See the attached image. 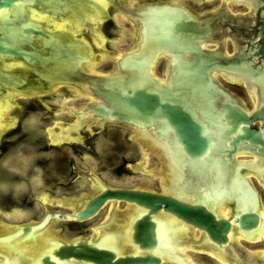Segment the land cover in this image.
Returning <instances> with one entry per match:
<instances>
[{
	"label": "flooded vegetation",
	"instance_id": "obj_1",
	"mask_svg": "<svg viewBox=\"0 0 264 264\" xmlns=\"http://www.w3.org/2000/svg\"><path fill=\"white\" fill-rule=\"evenodd\" d=\"M104 1L94 0L101 11L94 10L92 14L97 15L98 22L103 21V24L100 22V26L106 25L112 31L104 32L103 35L99 32L92 34L95 43L91 48L86 46V55L91 56L90 49H92L98 52L95 56H104L106 59V52H114L113 39L116 34L113 29L117 27L116 16H109L107 10L108 7L112 8V12H118L135 32L134 47L127 51L137 50L142 42L140 32L142 28L146 32L145 39L148 44H151L153 40L151 38L162 39V43L157 46L154 42V47L150 50V53L156 54L155 63L149 72L151 75L147 77L148 90L154 94L157 90L159 95L161 92L160 101L166 104L170 111L182 112L174 115L168 111L161 118L168 126L166 133H169L165 147L157 144L156 137L159 132L156 127H153L148 135L141 130L133 133L132 138L139 143L138 145L141 143L154 150L153 157L162 160L160 168L151 174L143 173L144 168L139 167V164H134L130 168L135 172L152 176V188L138 185L110 186L93 179L94 187L97 189L93 196L68 203L73 204L72 213H74L84 200L97 196L103 188H123L152 192L157 197H165L172 205L177 203L185 206L188 212H185L186 217L183 218L184 215L169 208L167 203L158 204L159 198L155 200L156 203L152 201L151 204L143 200L107 199L94 216L81 221L51 219L49 216L56 212L71 214L56 210L46 211L35 222H0V225L2 224L0 264H5L7 261L13 263L14 260L16 264H44L43 260L47 257L53 264H97L83 260L75 261L74 258L69 261L54 254L61 247L56 248L57 243L87 238H90L95 246L104 244V248L109 252L117 253L118 258L121 255L125 257L121 262L115 260L107 264H264V249L248 248V245H264V228L261 227V225L264 227L262 210L264 209L262 206L264 159L247 153L238 155V143H236L237 130L254 127L264 133V58L257 52V44L261 36L256 15L257 9L264 1L144 0L132 5H124L121 0H106L107 3ZM121 7H126L128 13L125 14ZM141 11L144 13H140ZM258 15L263 18L264 8ZM41 19L43 20V17ZM49 23L56 24V21L49 20ZM61 25L59 28H65L66 23L63 22ZM152 28L156 30L154 33ZM109 38H112L111 41ZM158 48L162 50L156 51L155 49ZM124 52L126 51L112 57L116 65L114 70L95 72L101 74L117 72L116 58ZM180 54L186 57L198 54L199 56H194L196 58H200L203 54L206 62L195 66L177 64L176 56ZM82 92L90 99L85 105L89 103L96 105L98 102L96 99L90 97L84 90ZM82 106L70 110L75 119L69 124L80 125V128L84 124L112 126L116 129L129 128L123 124L101 121L93 111L84 110L76 113ZM185 108L195 113L196 121L202 127L195 132L205 131L200 138L202 140L206 136L209 142L206 151L199 159L193 158L184 147L177 149L182 155L180 162L176 163L175 150L171 145L172 133L175 132L170 120L174 115L176 119L187 121L186 113H191L185 112ZM236 109L248 120L240 123L239 126L236 122ZM253 114H257L258 117L252 119ZM73 126L71 128H74ZM76 129L70 130L76 131ZM70 130L61 131L57 135L51 131L52 139H49V145L53 147L58 145L56 143L59 140L70 135ZM185 132L193 131L187 129ZM118 135L122 133L118 132L115 136ZM2 142L0 155L10 150L11 144L10 141ZM207 156L218 157V165L208 163ZM239 159L245 164L241 169L238 164ZM240 172L247 175L248 183L258 194L259 206H261L258 212L252 204L250 194L240 182ZM11 204L9 197L5 201H0V205L4 208H9ZM47 205L50 206L51 203ZM104 210L106 211L102 215ZM196 210L202 211L204 217L202 227L195 225L190 218L191 213ZM248 211L258 213L259 219L255 226L244 229L240 227L239 220L242 213ZM99 214L102 215V219L94 226L95 236L83 237L78 234L73 238H64L49 232V227L57 221L76 227L96 218ZM47 218L49 220L44 226L30 230L32 234L37 233L33 238L23 239L27 231L15 227L16 224L43 222ZM223 220L228 222V229L220 232L221 236L214 234L208 228V226L221 228ZM2 227L4 229H1ZM10 235L15 236L12 239ZM9 244L12 250L8 249ZM30 244L34 245V249H31Z\"/></svg>",
	"mask_w": 264,
	"mask_h": 264
},
{
	"label": "rangeland",
	"instance_id": "obj_2",
	"mask_svg": "<svg viewBox=\"0 0 264 264\" xmlns=\"http://www.w3.org/2000/svg\"><path fill=\"white\" fill-rule=\"evenodd\" d=\"M143 1L144 0H121L124 5H132L136 2ZM104 2H106V0ZM93 6L95 11H101V9H97L94 1ZM107 10L109 16H116L115 22L117 27L113 29L116 34L115 39H113L114 49L112 50H114V52H106L105 59L104 56H95V54L98 53L97 50L93 51L90 49L92 55L89 56V59L86 58L84 60L85 63L82 65L83 69L86 71H112L116 68L112 57L116 56L119 52L131 50L134 47L135 32L133 28L128 25L126 20H124L118 12H112V8L110 7H108ZM86 12L87 25L82 21L74 20L73 23L67 27L73 35L76 34L74 38L85 41L86 46L91 48L95 43L92 34H98L99 32V34L101 33L103 35L105 34L104 32L112 31V29L110 30L106 25L100 26L99 24L101 21L98 22L95 14L89 13L88 11H84L83 13L86 14ZM140 13L143 14L144 12L141 11ZM61 24L62 23L56 22V28L61 27ZM52 28H55L53 24H51V29ZM152 30L153 33L156 31L154 28H152ZM140 32L142 34V42L139 50L133 57H127L122 60V66L126 68L127 71L126 75L123 78L121 77L122 79L117 78V80L111 81L109 86L104 87L105 95L109 96L106 102L109 108L106 107V104H101L99 108L102 111H106L111 107L116 110L121 104H132L136 97L132 99L131 95L138 91H141L139 95L148 93V80L143 71L145 59L151 48L154 47V42L157 46L162 43V39H160V37L151 38L153 40H151V44H148L147 39H145V30L142 28ZM65 33L69 35L67 31H65ZM111 39L109 38L110 41ZM156 92L158 91L156 90ZM10 99H6L4 103H1L2 100L0 99V128H3L0 130V145L3 144L2 141H10V150L7 152L16 150L21 146L24 147L25 151H34L38 157L36 165L39 166L42 171L36 176L34 185L29 184L26 188L17 189L18 196L12 191L7 194H0V201H5V199L9 197L13 204H11V206L8 205L9 208H4L0 205L1 223L35 222L40 219L46 211L59 210L72 213L74 206L71 202H75L77 199L83 197H91L97 192V189L94 187L93 179L110 186L138 185L153 187L151 180L152 176H147L143 173L151 174L154 170L160 168L159 165L162 160L160 161V158L155 159L153 157L154 150L141 145V143L138 145L139 143L133 140L134 130L130 127L116 129L112 126L103 127L102 125L91 126L89 124H84L82 128H78L76 131L70 130V138L65 139L66 142H57L56 144L58 145L55 147L49 145V139L52 138L48 129H53L54 135L59 134L61 129L60 126L56 125V122L73 123L75 117L70 110L78 109L90 100L76 85H74V88L71 85H58L53 95L46 97L39 93H35L30 97H25L16 92ZM131 107L135 109L134 106L131 105ZM188 108L184 109L185 112L191 113H186L188 122H184L183 119H173V116L171 117L172 120H170L171 127L175 132L172 133L173 139L171 145L173 150H175L174 157L176 163L180 162L182 155V152H179L177 149L180 150L181 147H184L187 150L186 147H188V144L184 142L186 140L184 138V133L185 130L189 128V123L194 131H198L202 128L196 121L195 113ZM181 112L182 111H180V114ZM145 113L149 114L150 110H146ZM167 129L168 126L166 123L160 120L157 129L159 134H157L156 137L157 144L160 146H166V137L169 135V133H166ZM118 132L122 133V135L115 136ZM203 132H197L199 138ZM95 133L97 134L95 135ZM241 133L242 132H237V140L244 137V134ZM202 140L203 143L200 146H194L191 150L194 156L193 158L195 159H199L207 149V142H209V139L205 136ZM262 149L264 150V148ZM6 153L1 154L0 157ZM218 160V157L207 156L206 158V161L210 164L217 163L218 165ZM134 164H139V167L141 166L144 168L142 171L143 173L131 170L130 168ZM31 174L32 173H30V175ZM179 176H181V174H179ZM0 179L15 181L20 178L10 176L8 173L0 171ZM52 201H54V203H52ZM69 201L71 202L68 203ZM47 203H51V205L49 206ZM262 206H264V197ZM14 207L17 208V211L11 213V209ZM117 207L120 208V206ZM20 209L25 211H20ZM262 210L264 212V209ZM105 211L106 210L101 214L103 215ZM5 214H11L13 218L9 219ZM101 214L76 227H72L63 221H57L49 227V232L56 235L58 234L64 238H73L78 236V234L83 237L95 236L96 231L94 230V226L102 219ZM1 229H4V227ZM33 235L34 234L31 232H27L22 238L34 237ZM10 236V238L13 239L15 235ZM255 247L264 249V245L261 244L258 246L248 245L250 249H254ZM48 263L51 264L50 261ZM5 264L16 263L7 261Z\"/></svg>",
	"mask_w": 264,
	"mask_h": 264
},
{
	"label": "water",
	"instance_id": "obj_3",
	"mask_svg": "<svg viewBox=\"0 0 264 264\" xmlns=\"http://www.w3.org/2000/svg\"><path fill=\"white\" fill-rule=\"evenodd\" d=\"M121 8L125 14L128 13L126 7ZM263 8L264 3L257 9L256 15L261 36L257 44V52L264 58V15L263 18H260L258 15ZM84 11H88L89 13L94 11L92 0H0V99H10L16 92L25 97H30L35 93L42 94V96L46 97L53 95L58 85H76L84 90L90 97L98 101L96 105L89 103L88 105L82 106L81 110H79V112L76 111V113H80V111L83 112L84 110L93 111L95 116H98L101 121L123 124L134 129L136 132L140 130L146 132V135H148L153 127L158 129L159 121L168 111L174 115L180 114L179 112L170 111L166 104L160 101L162 93L160 95L157 92L154 94L149 90L148 93L144 95H139L141 91L134 94L132 92V99L133 97L136 98L132 104L130 103V99L129 103L134 106L135 109L131 107L130 104H121L116 110L112 109V107L106 111L100 110L99 106L101 104H106V107L109 108L106 103L109 96L105 95L104 87L109 86L111 81L117 80V78L122 79L126 75L127 71L126 68L122 66V60L127 57H133L139 50L141 43L136 51H126L116 58L117 72L101 74L86 71L82 67L83 63H85L84 60L86 58L89 59V56L86 55L85 41L74 38L76 34L73 35L67 27L73 23L74 20L86 23L87 21L85 18L87 12L84 14ZM40 16L43 17V20ZM67 18L69 20H67L68 22L64 26L65 28L60 29L55 27L51 29L49 20L64 22ZM45 19L48 20V23ZM65 31H67L69 35L65 33ZM155 50H162V48ZM155 54V52H149L145 59L143 71L145 72L146 78H149L151 75L149 72L150 68L155 63ZM194 56L197 57L199 55L195 54L192 55V57H186L180 54L178 57L176 56L178 59L177 64L195 66L206 62L203 59V54L200 58ZM146 110H150V113L146 114ZM174 115L172 118L176 119ZM83 116L82 114V117ZM257 117V114H253L252 119ZM245 121H248L247 118L236 109L237 125L239 126L240 123ZM56 125L60 126V132L81 127L80 125L73 126L61 121L56 122ZM71 126L74 128H71ZM188 127V129L193 132L184 133V138L186 139L184 142L188 144L186 151L194 157L191 150L194 146H200L203 140H200L197 132L194 131L190 123ZM2 129L3 128H0V130ZM48 131L50 134L51 131L54 132L51 128L48 129ZM237 132H242L241 134H244V137L238 140L236 138V143H238V155L247 153L257 158L264 159V150L262 149L264 148V133L260 129L254 127L237 130ZM65 138H69V135ZM65 138L59 140V142L63 141ZM238 164L240 169L245 167V164L240 159L238 160ZM246 176L247 175L241 174L240 172V182H242L241 184L245 186L244 189L250 194L252 204L256 212H258L261 209V206H259L258 194L253 186L248 183ZM158 198V204L165 202L169 208L177 210L178 213L180 212L182 215L188 212L186 211L188 208L185 206L183 207L177 203L176 205H172L165 197H157L149 191L106 187L103 188L102 192L97 196L84 200L83 204H80V207L75 210L74 213L56 212V214H51L49 217L54 220L60 218L81 221L94 216L99 211V207H101L107 199L116 201L143 200L145 203L151 204L152 201L155 202ZM191 216L190 218H192L193 223L202 227L201 224H203L204 221L202 211L196 210L191 213ZM184 217L186 216L184 215L183 218ZM258 219V213H253V211L244 212L239 220V225L244 229L252 228L257 224ZM48 220L47 218L43 222H36L35 224H16L15 227L22 231L30 232L31 229L34 230L37 227L44 226ZM208 228H210L214 234L221 236L220 232L223 230L227 231L228 222L224 220L221 222L222 229L212 226H208ZM34 234L36 235L37 233ZM56 245V248L59 246L61 247L54 252V254L65 257L69 261H71V258H74L75 261L83 260L85 262L107 264L115 260L121 262V260L125 258L123 255L118 258L117 253L107 251L106 248H104L105 245L102 243L95 246L92 244L90 238L66 241L65 243H57ZM7 246L8 249L12 250L10 244ZM49 261L53 264L48 257L43 260L44 264H49Z\"/></svg>",
	"mask_w": 264,
	"mask_h": 264
},
{
	"label": "clouds",
	"instance_id": "obj_4",
	"mask_svg": "<svg viewBox=\"0 0 264 264\" xmlns=\"http://www.w3.org/2000/svg\"><path fill=\"white\" fill-rule=\"evenodd\" d=\"M38 159L34 151H25L24 147L7 152L0 157V171L8 173L10 176L19 177V180L11 181L0 179V194H7L10 191L15 192L18 196L17 189H23L34 185L36 176L42 169L36 165ZM30 173H32L30 175ZM17 208L11 209V213H15ZM20 211H25L20 209ZM7 218L12 219L11 214H5Z\"/></svg>",
	"mask_w": 264,
	"mask_h": 264
},
{
	"label": "bare ground",
	"instance_id": "obj_5",
	"mask_svg": "<svg viewBox=\"0 0 264 264\" xmlns=\"http://www.w3.org/2000/svg\"><path fill=\"white\" fill-rule=\"evenodd\" d=\"M94 0H92V2H93ZM97 1H101V0H97ZM98 8V7H97ZM95 10V9H94ZM94 12V11H93ZM96 17H97V15H95ZM39 18V17H38ZM40 18H41V16H40ZM86 19V18H85ZM67 20H69L68 18L64 21L65 23H67L68 21ZM87 20V19H86ZM59 23H63V22H59ZM54 25V27H57V25L56 24H53ZM60 29H62V28H60ZM86 44V43H85ZM6 99H9V98H6ZM6 99H4V100H2L1 101V103H4L5 101H6ZM260 160H262V159H260ZM261 216V215H260ZM262 217V216H261ZM260 225H261V223H260ZM13 227V226H12ZM261 227L262 228H264L263 227V225H261ZM11 228V227H10ZM7 229H9L8 227H7ZM46 231V230H45ZM47 232H48V230H47ZM240 232V231H239ZM44 235V234H43ZM46 235V234H45ZM118 239V238H117ZM42 241H43V239H42ZM28 243V242H27ZM32 243V242H31ZM41 243V242H40ZM42 244V243H41ZM26 245V244H25ZM31 245V244H30ZM29 245V246H30ZM28 246V247H29ZM32 246V247H31ZM30 247H31V249L33 248L34 249V245L32 244ZM39 246H41V245H39ZM57 246V245H56ZM28 247H26L28 250H31L30 248H28ZM25 247L23 246V249H24ZM36 248V247H35ZM3 250V249H2ZM39 250V249H38ZM2 252V251H1ZM30 252V251H29ZM36 252V251H35ZM1 254V253H0ZM36 254V253H35ZM2 257H4V256H2ZM4 259H5V257H4ZM8 259V258H7ZM16 259V258H15ZM5 261V260H4ZM16 260H14V262H15ZM1 263V262H0Z\"/></svg>",
	"mask_w": 264,
	"mask_h": 264
}]
</instances>
